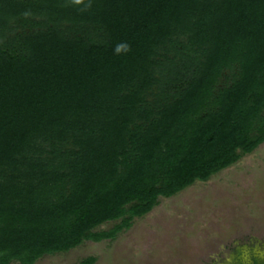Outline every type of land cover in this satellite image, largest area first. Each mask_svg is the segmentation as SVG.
I'll list each match as a JSON object with an SVG mask.
<instances>
[{
    "label": "trees",
    "instance_id": "obj_1",
    "mask_svg": "<svg viewBox=\"0 0 264 264\" xmlns=\"http://www.w3.org/2000/svg\"><path fill=\"white\" fill-rule=\"evenodd\" d=\"M263 143L264 0H0V264L114 241Z\"/></svg>",
    "mask_w": 264,
    "mask_h": 264
},
{
    "label": "rangeland",
    "instance_id": "obj_2",
    "mask_svg": "<svg viewBox=\"0 0 264 264\" xmlns=\"http://www.w3.org/2000/svg\"><path fill=\"white\" fill-rule=\"evenodd\" d=\"M21 33L22 30H19ZM47 150L50 147L47 146ZM50 158V154L42 157ZM115 222L100 229H110ZM252 264L264 261V143L134 221L114 241H85L35 264Z\"/></svg>",
    "mask_w": 264,
    "mask_h": 264
},
{
    "label": "clouds",
    "instance_id": "obj_3",
    "mask_svg": "<svg viewBox=\"0 0 264 264\" xmlns=\"http://www.w3.org/2000/svg\"><path fill=\"white\" fill-rule=\"evenodd\" d=\"M76 3H80L81 0H75ZM128 50V45L127 44H120L116 48V52L120 53L122 51H127Z\"/></svg>",
    "mask_w": 264,
    "mask_h": 264
},
{
    "label": "flooded vegetation",
    "instance_id": "obj_4",
    "mask_svg": "<svg viewBox=\"0 0 264 264\" xmlns=\"http://www.w3.org/2000/svg\"><path fill=\"white\" fill-rule=\"evenodd\" d=\"M252 264H264V261H259V259L254 258Z\"/></svg>",
    "mask_w": 264,
    "mask_h": 264
}]
</instances>
